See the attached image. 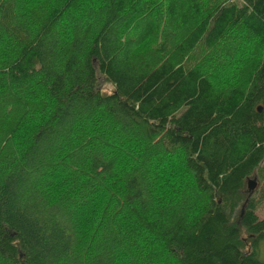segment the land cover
<instances>
[{"label": "trees", "instance_id": "1", "mask_svg": "<svg viewBox=\"0 0 264 264\" xmlns=\"http://www.w3.org/2000/svg\"><path fill=\"white\" fill-rule=\"evenodd\" d=\"M263 206L264 0H0V264H264Z\"/></svg>", "mask_w": 264, "mask_h": 264}, {"label": "rangeland", "instance_id": "2", "mask_svg": "<svg viewBox=\"0 0 264 264\" xmlns=\"http://www.w3.org/2000/svg\"><path fill=\"white\" fill-rule=\"evenodd\" d=\"M249 181L253 182L252 179H249ZM256 186H257L256 184H253V186L251 187V190L256 189ZM258 217L259 219H264V206L258 210Z\"/></svg>", "mask_w": 264, "mask_h": 264}, {"label": "water", "instance_id": "3", "mask_svg": "<svg viewBox=\"0 0 264 264\" xmlns=\"http://www.w3.org/2000/svg\"><path fill=\"white\" fill-rule=\"evenodd\" d=\"M254 182H250L249 181V188L251 189V187L253 186Z\"/></svg>", "mask_w": 264, "mask_h": 264}]
</instances>
